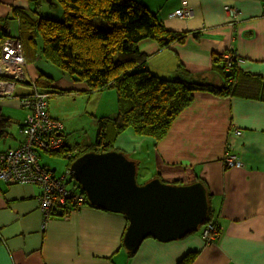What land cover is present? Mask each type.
Instances as JSON below:
<instances>
[{
	"label": "crops",
	"instance_id": "1",
	"mask_svg": "<svg viewBox=\"0 0 264 264\" xmlns=\"http://www.w3.org/2000/svg\"><path fill=\"white\" fill-rule=\"evenodd\" d=\"M137 1L154 12L167 28L187 31L182 41L164 48L152 39L139 41L138 48L146 54L144 67L152 73L163 78L181 75L220 86L223 77L212 67L213 57L233 48L241 70L264 78V0ZM182 7L191 9L189 17L172 15ZM228 7L239 11L234 21L228 18ZM14 8L32 6L28 0H0V19H6ZM14 27L16 22L7 21L8 30ZM1 35L0 24V47ZM178 65L184 69L182 72ZM42 69L55 75L49 97L68 92L85 94L88 101L93 99L96 109L99 107V113H108L109 98L104 90L89 91L82 82L69 80L46 66ZM27 70L32 77L37 75L36 65L28 63ZM193 94L192 102L176 116L159 141L127 129L115 143L117 150L133 155L137 172L145 151L151 150L155 172L144 176L143 182L161 177L166 181L198 180L205 184L213 218L220 229L213 242L202 239V227L167 242L147 237L131 254L122 242L127 225L122 213L83 204L67 216L44 219L38 209L37 185H7L0 181V264H177L192 251L198 253L191 264H264V101L207 91ZM49 97V115L62 122L50 109ZM4 107L13 110L2 112ZM26 113L17 96L0 97V115L9 122L16 119L17 129ZM62 133L69 147L91 144L69 140L64 123ZM8 134L7 126L0 139ZM22 139L19 132L0 150L14 148ZM225 153L235 155L239 165L226 166ZM39 161L50 168L41 162L40 154ZM50 169L56 174L55 169Z\"/></svg>",
	"mask_w": 264,
	"mask_h": 264
},
{
	"label": "trees",
	"instance_id": "2",
	"mask_svg": "<svg viewBox=\"0 0 264 264\" xmlns=\"http://www.w3.org/2000/svg\"><path fill=\"white\" fill-rule=\"evenodd\" d=\"M50 3L61 4L62 19L43 17L35 8H14L6 19H0L2 41L14 34L20 39L27 69V64L37 57L36 39L41 37L39 55L48 62L46 67L69 80L84 83L89 91L113 89L116 94L117 111L114 116L103 115L97 119L93 143H76L69 147L64 142L54 152L69 161L87 151L114 149L117 136L127 129L159 141L176 116L192 102L195 91L264 101V78L241 70L238 55L229 67L219 54L213 57L212 67L223 77L220 86L181 75L163 78L145 68L146 54L138 48L140 40L152 39L164 48L174 41H182L187 31L167 28L154 12L137 0H50ZM7 21L16 22V27L8 30ZM36 67L37 75L32 77L27 70L29 79L20 82L22 87L16 89L14 96L25 93L31 82L50 92L55 75ZM178 68L180 72L184 70L180 65ZM8 124L9 119L0 115V136ZM60 134L63 137L62 131ZM159 178L165 182L186 184L180 180ZM207 196L210 203L208 190ZM84 204L95 207L86 199ZM71 210L72 206H66L50 216H67ZM208 223L219 232L211 206L201 228ZM128 252L133 254L135 251ZM197 253L185 254L177 264H191Z\"/></svg>",
	"mask_w": 264,
	"mask_h": 264
},
{
	"label": "water",
	"instance_id": "3",
	"mask_svg": "<svg viewBox=\"0 0 264 264\" xmlns=\"http://www.w3.org/2000/svg\"><path fill=\"white\" fill-rule=\"evenodd\" d=\"M68 167L89 204L125 216L122 242L128 251H136L147 237L182 238L207 219L210 203L202 181L176 184L153 177L140 184L136 162L120 150L87 151Z\"/></svg>",
	"mask_w": 264,
	"mask_h": 264
},
{
	"label": "built area",
	"instance_id": "4",
	"mask_svg": "<svg viewBox=\"0 0 264 264\" xmlns=\"http://www.w3.org/2000/svg\"><path fill=\"white\" fill-rule=\"evenodd\" d=\"M228 18L234 21L239 11L226 8ZM173 16L189 17L191 9L179 8L172 12ZM230 48L219 53L227 67L237 57L236 51ZM29 75L23 57L22 43L14 34L1 43L0 47V97L13 96L17 83L26 81ZM21 107L27 110L19 132L23 139L18 146L0 150V181L8 184H35L40 192L37 196L38 209L44 219L63 207L72 206L73 210L85 203L86 197L77 184L67 187L69 167L57 176L53 170L39 161V151L54 152L64 145L60 134L63 123L51 117L48 113V96L44 90L37 88L32 82L23 94L16 95ZM237 134L239 130H235ZM226 166L239 165L233 154L225 153L223 157ZM218 232L210 223L203 226L201 237L206 243L213 242Z\"/></svg>",
	"mask_w": 264,
	"mask_h": 264
},
{
	"label": "rangeland",
	"instance_id": "5",
	"mask_svg": "<svg viewBox=\"0 0 264 264\" xmlns=\"http://www.w3.org/2000/svg\"><path fill=\"white\" fill-rule=\"evenodd\" d=\"M32 9L35 8L37 14H40L43 17L53 18V19H62L63 9L60 3L51 4L48 0H37L36 3H31ZM37 57L31 61L32 65H37L40 68H44L48 62L44 60L39 54L41 52L42 41L41 37H37ZM40 57V58H38ZM29 63V64H30ZM22 86L20 83H17L16 89H20ZM104 93L108 95L110 109L108 113H99L100 109H96L94 106V101H88V96L85 94H78L77 96L72 93H63L60 95H52L49 97V107L53 112L57 113L60 117L64 126L66 127L69 137V140L81 141L86 140L87 142L93 143L95 140L96 134V123L97 119L104 114L107 116H114L117 111L116 104V94L113 89H105ZM106 98V96H105ZM103 99V98H102ZM104 102L103 100H101ZM11 107V106H10ZM24 109V108H23ZM13 109L4 107L2 112L8 113ZM25 110V109H24ZM105 110V109H104ZM109 114V115H108ZM17 120L12 118L11 122L8 124L9 134L6 138L0 139V149L5 147V142L13 139L15 136H19V129H17ZM116 141V140H115ZM113 143V148L116 149V143ZM83 145H90L89 143ZM117 150V149H116ZM40 159L43 164H47L50 168L55 169L56 175L59 176L65 172L66 168L73 161H69L61 154H48L47 152H41ZM125 154V153H124ZM129 159H132L133 155L125 154ZM133 160V159H132ZM153 156L151 150L145 151L144 158L140 165V170L137 172V182L144 183V176H150L149 174L154 173V167L152 166ZM150 178V177H148ZM151 179V178H150ZM149 180V179H148ZM67 187L71 188L73 183H78L73 179V177H67ZM4 183V182H3ZM6 184V183H4ZM201 228V226H200ZM200 228L194 233L198 232Z\"/></svg>",
	"mask_w": 264,
	"mask_h": 264
}]
</instances>
